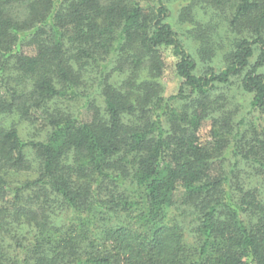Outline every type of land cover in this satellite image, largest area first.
I'll return each instance as SVG.
<instances>
[{
	"label": "trees",
	"instance_id": "16d2710c",
	"mask_svg": "<svg viewBox=\"0 0 264 264\" xmlns=\"http://www.w3.org/2000/svg\"><path fill=\"white\" fill-rule=\"evenodd\" d=\"M203 1L195 53L165 0H0V264H264V0Z\"/></svg>",
	"mask_w": 264,
	"mask_h": 264
},
{
	"label": "rangeland",
	"instance_id": "374dc122",
	"mask_svg": "<svg viewBox=\"0 0 264 264\" xmlns=\"http://www.w3.org/2000/svg\"><path fill=\"white\" fill-rule=\"evenodd\" d=\"M203 4L201 6H197V12L196 15L199 18L203 19L204 24L206 22L210 23L213 28H216L218 20L217 16L214 15L212 12L211 8L209 7L208 4H206L203 0H201ZM166 4L168 7L171 9V21L173 22V26L175 27L176 31L178 32L180 38L184 41L187 42L188 45L192 44L193 46L190 45L191 48H193L194 52L195 49H198L197 47V42H193L194 36L189 33L188 30L191 28L193 29L194 23H181L180 20L178 19V15L180 12L181 7L189 3V0H165ZM208 20V21H207ZM221 21V20H220ZM192 36V37H191ZM217 38V34L215 36ZM24 51L28 53H33V48L32 47H24ZM196 53V52H195ZM164 58L166 60V70L164 71L165 74L162 77L161 83L164 85V95L166 97H170L172 95H175L182 83V80L176 75L174 71V63L175 59L173 58L172 54L170 51H164ZM248 101V97L245 95L243 96V101ZM247 104V103H246ZM61 109L64 111H76L73 107H68L64 104L60 105ZM77 106V105H76ZM9 120H6L7 123H15L18 130L21 133V136L24 140L26 141H32V140H43L44 138V125L41 124H36L35 122H31L29 120L21 118L20 114L18 112L12 113L10 116H8ZM84 119H88V112L84 111L83 116ZM1 123V121H0ZM210 131V125L209 123H205L202 131L200 133L201 137L206 140L208 138V133ZM27 161L29 164L28 170L22 173H16L14 176L11 174L9 176V179L14 181V182H23L28 179H34L37 176V170L39 167L40 159L38 157V154L36 153L35 150H28L27 151Z\"/></svg>",
	"mask_w": 264,
	"mask_h": 264
}]
</instances>
